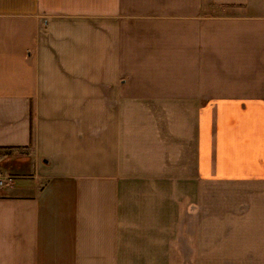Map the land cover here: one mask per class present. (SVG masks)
<instances>
[{"label": "crops", "instance_id": "obj_1", "mask_svg": "<svg viewBox=\"0 0 264 264\" xmlns=\"http://www.w3.org/2000/svg\"><path fill=\"white\" fill-rule=\"evenodd\" d=\"M0 148V264H264V0H0Z\"/></svg>", "mask_w": 264, "mask_h": 264}, {"label": "rangeland", "instance_id": "obj_2", "mask_svg": "<svg viewBox=\"0 0 264 264\" xmlns=\"http://www.w3.org/2000/svg\"><path fill=\"white\" fill-rule=\"evenodd\" d=\"M29 157L30 152L25 150L0 151V175L9 181L24 176L26 171L23 166L29 161ZM8 185L0 186V189H5Z\"/></svg>", "mask_w": 264, "mask_h": 264}, {"label": "trees", "instance_id": "obj_3", "mask_svg": "<svg viewBox=\"0 0 264 264\" xmlns=\"http://www.w3.org/2000/svg\"><path fill=\"white\" fill-rule=\"evenodd\" d=\"M33 125H34V107L31 104V110H30V138H31V144L33 141ZM12 150L11 148H0V151H8Z\"/></svg>", "mask_w": 264, "mask_h": 264}, {"label": "built area", "instance_id": "obj_4", "mask_svg": "<svg viewBox=\"0 0 264 264\" xmlns=\"http://www.w3.org/2000/svg\"><path fill=\"white\" fill-rule=\"evenodd\" d=\"M9 183H10L9 180L3 178V177L0 175V186H7Z\"/></svg>", "mask_w": 264, "mask_h": 264}]
</instances>
